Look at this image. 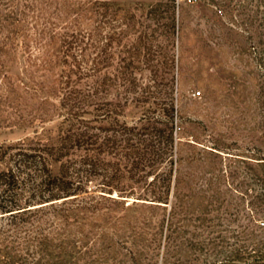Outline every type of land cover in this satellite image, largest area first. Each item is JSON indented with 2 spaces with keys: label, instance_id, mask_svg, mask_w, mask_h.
I'll return each instance as SVG.
<instances>
[{
  "label": "trees",
  "instance_id": "1",
  "mask_svg": "<svg viewBox=\"0 0 264 264\" xmlns=\"http://www.w3.org/2000/svg\"><path fill=\"white\" fill-rule=\"evenodd\" d=\"M0 121V264H264V0H0Z\"/></svg>",
  "mask_w": 264,
  "mask_h": 264
},
{
  "label": "rangeland",
  "instance_id": "2",
  "mask_svg": "<svg viewBox=\"0 0 264 264\" xmlns=\"http://www.w3.org/2000/svg\"><path fill=\"white\" fill-rule=\"evenodd\" d=\"M181 3L183 2V0H180ZM136 115V112L134 111H130L129 113H127V117L126 119L128 121H130V119ZM25 134V131H23L22 129H18L16 127L14 128H10L8 126H6L3 122L0 121V142H3V141H13L21 136H23ZM236 152V151H235ZM235 165H236V161H235ZM262 175H264V173H262ZM246 181H248V183H250L249 181H251L250 179H246ZM226 188H229L228 184L226 183ZM251 187L253 188H257V185H251ZM231 188V187H230ZM232 189V188H231ZM231 195L229 197V199H231V203L232 204H236V202H239L240 200V197H242V194H239L236 192V190H233L231 191ZM249 193H254V190H250ZM245 199H247L245 201V204L244 205H241L239 207V212H240V217H241V222L242 223H246V219L243 218V216L249 211V205H248V196H245ZM229 212H235V209L234 208H230L228 210L227 208V203L224 204L223 208H222V218H223V227L226 228V230H224V235L226 236H229L230 233L232 232L233 229H236V220L233 221V220H229L232 218V216L230 215ZM230 242L231 243L234 238H229ZM228 246V244H226Z\"/></svg>",
  "mask_w": 264,
  "mask_h": 264
}]
</instances>
